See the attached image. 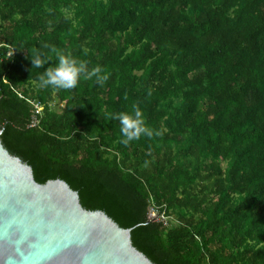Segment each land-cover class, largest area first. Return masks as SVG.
Returning <instances> with one entry per match:
<instances>
[{
    "label": "trees",
    "instance_id": "trees-1",
    "mask_svg": "<svg viewBox=\"0 0 264 264\" xmlns=\"http://www.w3.org/2000/svg\"><path fill=\"white\" fill-rule=\"evenodd\" d=\"M60 53L108 80L42 86ZM137 107L152 135L125 145ZM0 127L153 264H264V0H0Z\"/></svg>",
    "mask_w": 264,
    "mask_h": 264
},
{
    "label": "water",
    "instance_id": "water-1",
    "mask_svg": "<svg viewBox=\"0 0 264 264\" xmlns=\"http://www.w3.org/2000/svg\"><path fill=\"white\" fill-rule=\"evenodd\" d=\"M0 264H153L62 180L39 184L0 141Z\"/></svg>",
    "mask_w": 264,
    "mask_h": 264
},
{
    "label": "clouds",
    "instance_id": "clouds-1",
    "mask_svg": "<svg viewBox=\"0 0 264 264\" xmlns=\"http://www.w3.org/2000/svg\"><path fill=\"white\" fill-rule=\"evenodd\" d=\"M31 61L33 66L37 68L43 67V54H34ZM102 71L100 66L89 70L86 61L60 53L58 65L48 68L40 76V82L44 87L52 86L58 89H73L78 85L80 78L83 76L86 78L95 77L97 83L103 85L108 80V76L102 74ZM114 118L120 121L121 132L124 137L121 142L125 145L133 140H138L142 134L152 135L151 130L145 126L142 112L138 107L134 114L118 113Z\"/></svg>",
    "mask_w": 264,
    "mask_h": 264
},
{
    "label": "built area",
    "instance_id": "built-area-1",
    "mask_svg": "<svg viewBox=\"0 0 264 264\" xmlns=\"http://www.w3.org/2000/svg\"><path fill=\"white\" fill-rule=\"evenodd\" d=\"M13 53L14 52H10L8 54V57H11ZM30 103L35 106L36 116L41 115L44 108L40 104H36L35 102L30 101ZM37 122L38 121L35 118L32 123V126H36ZM0 133H1V127H0ZM148 218L150 222L157 223V224H163L165 227H168L170 225V217L166 214V211L154 205H152L149 208Z\"/></svg>",
    "mask_w": 264,
    "mask_h": 264
}]
</instances>
